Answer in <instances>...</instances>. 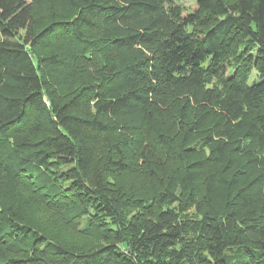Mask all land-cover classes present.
<instances>
[{"label": "trees", "instance_id": "obj_1", "mask_svg": "<svg viewBox=\"0 0 264 264\" xmlns=\"http://www.w3.org/2000/svg\"><path fill=\"white\" fill-rule=\"evenodd\" d=\"M173 1L0 0V264H264V0Z\"/></svg>", "mask_w": 264, "mask_h": 264}, {"label": "rangeland", "instance_id": "obj_2", "mask_svg": "<svg viewBox=\"0 0 264 264\" xmlns=\"http://www.w3.org/2000/svg\"><path fill=\"white\" fill-rule=\"evenodd\" d=\"M28 1H31V0H28ZM168 5L169 4H167L166 6H168ZM171 5L172 6L177 5V6L184 8L186 11H192L195 7V0H174ZM34 7L36 10V13L39 15V14L44 13V8L47 7V4L44 1L43 2L40 1L39 3H36V5H34ZM102 31H104V30H102ZM107 58L108 57L106 54L96 53L91 58L92 61L89 63V65H92L93 67L97 66V67H99V69H101L100 67L105 66L104 64L107 61ZM89 65L87 67L86 64L83 63V61H81L79 67H82L85 69L87 68L86 70L88 72H90L92 68H89ZM93 72H94V69H93ZM256 77H257V74L255 72H253L251 75V81L254 80ZM234 140L236 141L237 138H235ZM215 165H216L215 162H212V161L209 162L206 169L204 170L203 177H202V188L208 189V187H209L211 192L213 191L214 185H215L213 174H212ZM63 168H61V169H63ZM247 176H249V178L252 177V173L247 174ZM256 205H258L257 206V216H263L264 215V190L262 191V193L259 197V201L256 202ZM235 210H236L239 218L247 217V215L249 213L248 210L245 209L243 206H240V204H237L235 206ZM36 218H37V220L42 221L43 224L46 226L49 224V216H48V213L44 209L42 211H39L36 214ZM85 221H86V217H82L81 222H80L81 225H83ZM60 230L62 231V233L64 232L68 236H70V233L68 232V230H63L61 228H60ZM71 235L73 236L74 233ZM228 253H229V255H232V257L236 259V256H233L235 253L234 249L229 250Z\"/></svg>", "mask_w": 264, "mask_h": 264}]
</instances>
